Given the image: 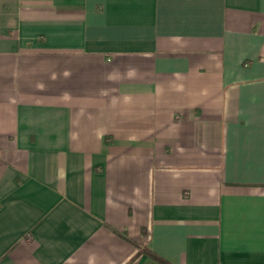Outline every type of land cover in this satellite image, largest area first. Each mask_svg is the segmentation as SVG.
I'll use <instances>...</instances> for the list:
<instances>
[{
	"label": "crops",
	"instance_id": "1",
	"mask_svg": "<svg viewBox=\"0 0 264 264\" xmlns=\"http://www.w3.org/2000/svg\"><path fill=\"white\" fill-rule=\"evenodd\" d=\"M0 264H264V0H0Z\"/></svg>",
	"mask_w": 264,
	"mask_h": 264
}]
</instances>
